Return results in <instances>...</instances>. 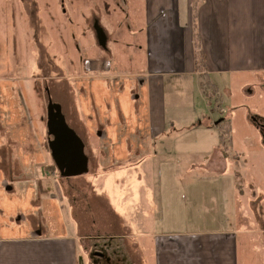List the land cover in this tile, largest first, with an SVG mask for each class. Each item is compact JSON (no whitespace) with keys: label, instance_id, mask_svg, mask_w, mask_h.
I'll list each match as a JSON object with an SVG mask.
<instances>
[{"label":"crops","instance_id":"obj_1","mask_svg":"<svg viewBox=\"0 0 264 264\" xmlns=\"http://www.w3.org/2000/svg\"><path fill=\"white\" fill-rule=\"evenodd\" d=\"M71 47L77 125L37 89ZM252 80L264 90V0H0V264H261L264 114L234 131ZM19 103L31 138L7 133ZM206 156L202 177L181 168Z\"/></svg>","mask_w":264,"mask_h":264},{"label":"rangeland","instance_id":"obj_2","mask_svg":"<svg viewBox=\"0 0 264 264\" xmlns=\"http://www.w3.org/2000/svg\"><path fill=\"white\" fill-rule=\"evenodd\" d=\"M61 52L64 53V51H61ZM66 55H68L67 64L62 63L61 65H59L57 63V60H55L54 57H52V59H50L51 64L48 65V62L46 60V64L42 65L40 68L41 69L40 72L44 75L45 80L43 81L41 80L40 82H38L37 89L38 91H40L42 96L48 101V97L46 95L45 89L50 88L51 97L53 98V101L60 102L63 106L64 113L67 115V119L69 120V122L71 123L74 122L73 125L74 124L77 125V123L79 122V116L78 114L74 115L72 111L78 110V105L76 106V109H75V103H76L75 96L78 95L77 93H79V82H81L79 81V73L84 72V63H85L86 58L82 57V55L84 56L83 52L81 54L79 52V49L76 51L74 47H71V50H67ZM59 83L61 85H59ZM248 84H250L252 86V89L256 92V97L247 98L242 95L241 97H239L240 105H243V106L242 108L237 109L236 112H234L235 126H237L239 129L238 131V129L236 128L234 129V131L238 133V136H237L238 138H240L241 133L243 132L241 127L244 126L246 122H248L249 116L251 117L253 114H256V115L264 114V90H262L261 88V80H255V81L252 80L251 82H248ZM46 100H45V104L47 102ZM20 107L22 108V111H20V114L22 113L24 116L26 115L25 117L26 121L24 122L25 128L24 129L20 128V130H18L17 128L12 129V130H7V133H10L14 137L25 136V137L31 138L35 136V130L33 129V126L31 123V114L28 113V111L26 110L28 107L27 105L24 106L20 104ZM225 109L227 108L225 107ZM46 111L47 109L45 107V113L47 114ZM214 112L216 115L223 116L220 110H217ZM215 122L212 121L211 125L214 126ZM222 129H224V126L220 128V130ZM228 135H229L228 133L226 134V136L223 135V138H226L227 141H228ZM253 136L257 137V135L255 134H253ZM223 148H224V151H226L225 147ZM227 150H228V147H227ZM231 151L232 149L230 148V152ZM234 154H235L234 151H232V153L230 154V159H229L230 165L228 166L229 171L234 170V166L236 165V162H237V156ZM207 159H209V156H206L205 158H200L198 160L192 159L188 161L182 158L181 168H184L185 165H188L190 163H196L195 165L197 166V169H196L197 175H199V177H202L206 173L205 170L207 169V164H208ZM170 163L171 162L169 161L163 162V164H165L166 166H168L167 164H170ZM100 189H103L102 185ZM253 199L256 201L257 196H255V198ZM258 203H259V200L254 204V206L256 207ZM238 212L240 213L241 217L250 219V217L254 216L253 213H255V210L252 209L251 207H247L243 209H238ZM256 214L258 216L259 213L256 212ZM134 216H137V215H134ZM262 216H264V210H261V217ZM251 226L253 227V224L251 221H247V220L244 221V227H251ZM105 230H108V228H105ZM98 259H99L100 264H106V261H105L106 258L98 257ZM259 259L261 261V264H264V256H260Z\"/></svg>","mask_w":264,"mask_h":264},{"label":"trees","instance_id":"obj_3","mask_svg":"<svg viewBox=\"0 0 264 264\" xmlns=\"http://www.w3.org/2000/svg\"><path fill=\"white\" fill-rule=\"evenodd\" d=\"M196 49H197V54H196V59H197V67L199 69H203L204 65H205V60H204V57L201 53V50H200V45L197 44L196 45ZM203 77L205 78V83H204V87H205V90H212V92L214 93H217L216 89H215V86L209 81V79L203 75ZM224 126V129L221 130V145H223V141H224V138H223V135H226L227 133L229 134L230 133V128L228 127V123H223V121L221 122Z\"/></svg>","mask_w":264,"mask_h":264},{"label":"flooded vegetation","instance_id":"obj_4","mask_svg":"<svg viewBox=\"0 0 264 264\" xmlns=\"http://www.w3.org/2000/svg\"><path fill=\"white\" fill-rule=\"evenodd\" d=\"M256 122L259 125V127H264V120H260V121L257 120Z\"/></svg>","mask_w":264,"mask_h":264},{"label":"water","instance_id":"obj_5","mask_svg":"<svg viewBox=\"0 0 264 264\" xmlns=\"http://www.w3.org/2000/svg\"><path fill=\"white\" fill-rule=\"evenodd\" d=\"M53 111H54V110H53ZM52 122L54 123V125H57L56 114H55V112H53Z\"/></svg>","mask_w":264,"mask_h":264}]
</instances>
